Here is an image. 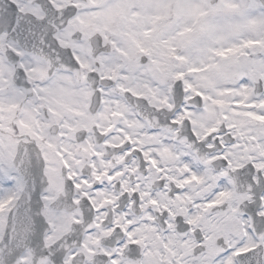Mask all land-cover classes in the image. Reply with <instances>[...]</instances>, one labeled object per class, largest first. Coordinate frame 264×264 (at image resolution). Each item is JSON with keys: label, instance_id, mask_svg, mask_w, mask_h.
<instances>
[{"label": "snow or ice", "instance_id": "obj_1", "mask_svg": "<svg viewBox=\"0 0 264 264\" xmlns=\"http://www.w3.org/2000/svg\"><path fill=\"white\" fill-rule=\"evenodd\" d=\"M0 264H264V0H0Z\"/></svg>", "mask_w": 264, "mask_h": 264}]
</instances>
